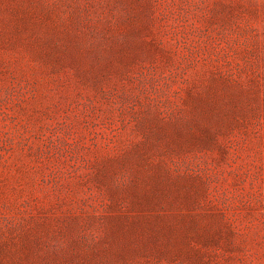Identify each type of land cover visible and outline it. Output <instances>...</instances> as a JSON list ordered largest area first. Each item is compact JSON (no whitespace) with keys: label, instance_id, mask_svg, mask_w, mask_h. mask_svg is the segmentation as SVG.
I'll return each instance as SVG.
<instances>
[{"label":"rangeland","instance_id":"374dc122","mask_svg":"<svg viewBox=\"0 0 264 264\" xmlns=\"http://www.w3.org/2000/svg\"><path fill=\"white\" fill-rule=\"evenodd\" d=\"M0 264H264V0H0Z\"/></svg>","mask_w":264,"mask_h":264}]
</instances>
